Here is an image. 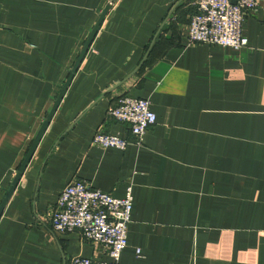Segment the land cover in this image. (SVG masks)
<instances>
[{
    "label": "crops",
    "instance_id": "obj_1",
    "mask_svg": "<svg viewBox=\"0 0 264 264\" xmlns=\"http://www.w3.org/2000/svg\"><path fill=\"white\" fill-rule=\"evenodd\" d=\"M195 1L0 0V206L17 182L0 264L109 260L47 222L72 180L131 188L119 264H264V0L241 50L188 42ZM123 96L156 116L141 147L107 117ZM98 132L129 144L93 145Z\"/></svg>",
    "mask_w": 264,
    "mask_h": 264
},
{
    "label": "built area",
    "instance_id": "obj_2",
    "mask_svg": "<svg viewBox=\"0 0 264 264\" xmlns=\"http://www.w3.org/2000/svg\"><path fill=\"white\" fill-rule=\"evenodd\" d=\"M259 0H196L191 17L188 42L241 50L247 46L242 23L247 12L259 8ZM107 117L130 126L133 143L141 147L144 136L155 125L156 116L146 99L123 96L107 109ZM92 144L101 148L124 150L129 142L103 132L95 134ZM131 188L124 198L94 190L81 180H72L60 192L46 215L50 228L57 234L78 232L83 240L100 245L109 260L93 263L81 256L69 264H119L127 246V232L132 210Z\"/></svg>",
    "mask_w": 264,
    "mask_h": 264
},
{
    "label": "water",
    "instance_id": "obj_3",
    "mask_svg": "<svg viewBox=\"0 0 264 264\" xmlns=\"http://www.w3.org/2000/svg\"><path fill=\"white\" fill-rule=\"evenodd\" d=\"M71 78H72V77H71ZM71 78L68 79V81L65 83V86H64L63 90H62L61 93L59 94V96H58V98H57V100H56V102H55V104H54V106H53L51 112L49 113V115H48V117H47V122H46L45 125H47L48 122L51 120V118H52V116H53V114H54L56 108L58 107V104H59V102H60V100H61V98H62V96H63V94H64V91L66 90L67 86H68L69 83H70ZM41 134H42V133H40V134L38 135L37 141L40 139ZM34 147H35V144H34ZM17 179H18V177H17ZM17 179H16V180H17ZM16 183H17V182L15 181L14 184H13V186H12V188L10 189L9 194L6 196V199H5V200L3 201V203L1 204V206H0V215H1L2 211H3V208H4V206H5V203H6L7 199H8L9 196L11 195V193H12V191H13V188H14V185H15Z\"/></svg>",
    "mask_w": 264,
    "mask_h": 264
}]
</instances>
